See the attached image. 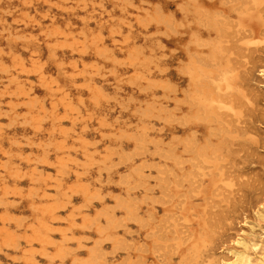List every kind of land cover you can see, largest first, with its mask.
<instances>
[{
  "label": "rangeland",
  "instance_id": "obj_1",
  "mask_svg": "<svg viewBox=\"0 0 264 264\" xmlns=\"http://www.w3.org/2000/svg\"><path fill=\"white\" fill-rule=\"evenodd\" d=\"M191 7V0H0V264H113L107 257L116 251L126 256L116 264H229L230 251L242 249L236 240L263 245L264 31L248 45L252 57L243 49L240 64V51L230 54L240 66L230 76L220 79L227 52L220 76L213 65L194 71L199 85L214 75L218 87L216 94L213 83L205 87L203 101L216 107L197 122L228 112L225 142L235 146L205 152L182 182L175 146L187 111L175 108L189 59L206 56L210 38L200 36ZM195 34L203 43L193 44ZM234 118L241 135L232 133ZM81 218L89 226H79ZM94 225L101 234L94 246L72 247V232ZM136 228V256L106 251L113 241L105 233Z\"/></svg>",
  "mask_w": 264,
  "mask_h": 264
},
{
  "label": "bare ground",
  "instance_id": "obj_2",
  "mask_svg": "<svg viewBox=\"0 0 264 264\" xmlns=\"http://www.w3.org/2000/svg\"><path fill=\"white\" fill-rule=\"evenodd\" d=\"M200 3H202L200 0H191L192 7L190 9V12L193 15L194 19H196V21H198L199 26L202 28L200 36L201 37L206 36L207 38L210 37L207 41L205 40L206 44H204L207 47L206 50H207L208 54H206V56L205 55H203V56L192 55L193 53L191 54L192 56L189 59L188 68H187V72H186L188 75L187 76L188 85H187L186 90H184V92L181 91V92H183L185 97L182 99H179V102L182 100L183 103L178 105V109L175 108L176 110H179L180 113L183 115L187 111V114H185L186 117H183L178 122L179 123L178 125L182 126V127H179V130L182 133H181V136L179 137V139L176 141V146H175L177 148L175 158H177L179 160L178 161L176 159V161L182 165V168H181V166L178 167V169L180 170L181 177H182V178H180V180L182 179L181 180L182 182H184V180H185L184 174L186 172L194 173L197 169L200 168L202 162L199 159L202 157V155H205V152L207 153L208 150H210V152H212L215 148H216V150H214V152H217L218 147H220L221 144H224V147H226V148L223 147L224 150L222 147H220L221 150H223V152H225V151L229 152L231 148H229L228 146H225V145L230 146L233 144V141H234V140H232L230 144H226V143L230 142L229 140L228 141L226 140V142H225V139H227V137H225V132L228 130V126H229L228 125L229 122L227 121V120H229L228 112L227 113L225 112V114H227V115L224 114V116L225 117L227 116V118H228V119H225L223 114H222L224 112L221 111L222 112L221 115H218L215 120L213 119L216 124H212L213 123L212 119L210 120L211 122L208 119L205 125L197 122L196 118H198L199 116L201 117L202 116L201 113L212 111L209 108H212L214 103L212 104V106L210 105L211 107H208L209 104H206V102L203 101V99L205 100L204 97L206 96V98H207L208 97L207 94L209 95V93H210V92L208 93L206 91L205 87L208 86L209 83H211V84L213 83V85H211V84L210 85L214 86L216 80H214V75L212 77L207 76V78H209L208 79L209 82L206 81L207 85L205 87H203V86H201L202 84L199 85L200 80L197 79L198 78L196 75L197 73H195V72H197V70H199L200 68H203V66L206 67V65L207 66L209 65L211 67L213 65L212 68H214V70H216L215 72L218 75L217 71L221 70L219 72V74H220L223 71L222 70L223 66L227 64V67L226 68L224 67V71L222 72L223 74L221 73L220 79H222L224 77L225 72L227 73L228 70L230 71V69L233 66V65H231L232 62L230 59V54L231 53L235 54V52L240 51V55H242L241 54L242 52L245 53L244 52L245 50L242 51L243 49H246V53L247 52L249 53V51L252 50L248 47L249 44L252 45L251 39H252V43H253V40L256 37H258V35L264 34L262 32V31H264V28L260 29L261 26L264 27V21H263L264 20V0H209V1H206L205 3H202L203 5ZM182 11L184 12L185 10L182 9ZM181 22L182 21H180V23ZM241 32H243L242 36H241ZM260 32H262L263 34L262 33L260 34ZM244 38L249 39L250 43L248 41H243V40H245ZM201 39H203V38L198 39L197 35L195 34L193 36V44L195 42H196V44L197 43H199V44L203 43L204 39L203 40H201ZM256 41H258V40H256ZM256 41H254V43ZM256 43L259 45L258 42H256ZM196 46L199 47L200 45H196ZM253 46L254 45H252V47ZM261 47L263 48V49H261V51L264 52V46H261ZM240 48H241V50H240ZM255 48H257V47H255ZM255 48H253L254 51H252V53L254 52V54H255ZM258 48H257V50H258ZM202 52H204V51H202ZM224 53H226V54L229 53V57H226L228 59L226 60V63L224 65H222L221 63H219V60L224 59V58H221ZM248 53L246 54L247 56L250 55ZM234 54H232V61L233 62L235 61L234 58L236 57V54H235V57H233ZM243 55L241 57L238 56L239 58L236 57L237 60L240 58H246L247 57L245 55H244L245 56L244 57ZM252 55H250V56L252 57ZM251 57H250V61L252 60ZM258 58H260V57H258ZM248 59H249V56H248ZM255 59L256 58H254V60ZM237 60L235 61L236 64H234V66L236 65V67H237L238 63L241 64V61L238 60L239 61L238 62ZM208 61H210L211 65ZM228 63L230 66L228 65ZM239 67L232 68L231 71H233L234 69L236 70ZM199 71L201 72V70H199ZM234 71L231 73H234ZM180 72H182V71H180ZM242 72H241V74H242ZM208 73H211V72H208ZM216 73H215V76H216ZM227 74H228V76L231 75L229 73H227ZM236 74H237V76H239L238 73H236ZM205 75H208L207 72ZM218 76H220V75H218ZM225 76H226V74H225ZM242 76H243V74H242ZM203 77L205 78L206 76H204V74H203ZM240 77H238V78H240ZM200 78L202 80V77H200ZM212 79L215 82H213ZM220 79H217V80L219 82L223 81ZM202 81H205V80L203 79ZM224 82H226L225 78H224ZM226 83H228V82H226ZM227 86L229 88L231 87L230 85L227 84V85H225V88H228ZM210 88H212V87H210ZM213 88H214L213 92L216 91V89L218 88L217 84ZM219 94H222V92L221 93L218 92V95ZM228 96L230 99H232L234 97L232 95H228ZM228 96H225V97H228ZM230 96H232V98ZM229 98H227V99H229ZM184 99H189V102L186 103V100H184ZM217 99H221V98L217 97ZM209 100H210V98H209ZM233 100H234V98H233ZM237 100H238V98H237ZM220 102H222V100H220ZM238 102H239V100H238ZM238 102H235V104L231 103V102L230 103L234 104V106H235V105H237ZM216 103L217 102L215 101V104ZM219 103L216 104L217 105L216 109L223 108L221 105L227 104L228 102L225 101V103H224V100H223V102H222L223 104L222 103L219 104ZM240 103H241V106H243L241 100H240ZM218 104L220 105L219 107H218ZM238 106H240V104ZM215 107L212 109H215ZM230 107H232L231 109L233 110V106H230ZM229 108H228V110H229ZM231 109L229 111H231ZM214 112H215V114H218V113L220 114V112L217 110H214ZM238 112H237L238 116L241 115ZM247 112H248V114H246V115H249V111H247ZM230 114H231V112L229 113V115ZM179 117L181 118V116H179ZM207 117H209V115H207ZM210 117L213 118V116H211V115H210ZM201 118L202 119H200V118H198V119L200 121H202L203 119H206V118H203V116ZM177 119H178V117H177ZM236 120L237 119H235V118H234V120H232V122L233 121L234 122L232 123L231 130L234 129L237 131L239 129H236V128L241 127L239 125H235V126L233 125V124H235V122H237ZM238 120H239L238 122H241L240 118ZM203 121H205V120H203ZM244 123H245V121H244ZM241 124H243V121ZM202 127H204L205 130H204V132L200 133L199 128H202ZM241 129H244V128L241 127ZM229 132H231V131H229ZM238 132H239L238 133L239 135H241L240 133H243V131L240 132V130ZM232 133H233V130H232ZM241 143H242V141L240 140V145H241ZM165 145H168V143ZM240 145H237V146H239L237 148H241L243 146V143H242L241 147H240ZM232 146H235V142H234V145H232ZM172 148H174V146ZM211 148H212V151H211ZM226 149H229V150H226ZM168 150H169V152H168ZM221 150H218L217 154H219V151H221ZM232 150H233L232 151L233 153H234V151L237 152V150H235V147H233ZM167 152L170 153L171 152L170 149H167L166 153ZM214 152H212V153H214ZM228 154H226V155H228ZM231 155H232V157H234L235 153L234 154L231 153ZM231 155L229 154V156H231ZM208 157H209V155H208ZM231 159L229 160V163L232 162ZM236 167L237 166H235V169H236ZM232 169H234V168H232ZM181 181L180 182L178 181L179 182L177 184L178 186L181 185V183H182ZM189 182L190 181H188V183ZM186 183H187V180H186ZM189 189H191V188H189ZM182 195H183V193H181V196ZM183 198H184V196H183ZM181 201H182V199L180 200V202ZM179 208L180 207H178V209ZM150 215H153V214L148 213V216H150ZM92 218H96V217L93 216ZM141 219H143V218H141ZM261 219L264 220V216H261ZM236 242H237V244H239L242 247V249L238 250V251H230L231 254L234 256V258L229 264H264V240H263V245H260L256 241H253L250 245H248L241 239L236 240ZM256 249H259V250H257L258 254L255 255L254 257L253 256L251 257V255L249 253L250 250L254 251Z\"/></svg>",
  "mask_w": 264,
  "mask_h": 264
},
{
  "label": "crops",
  "instance_id": "obj_3",
  "mask_svg": "<svg viewBox=\"0 0 264 264\" xmlns=\"http://www.w3.org/2000/svg\"><path fill=\"white\" fill-rule=\"evenodd\" d=\"M111 205V204H110ZM123 213H121V215H118L116 213V217H119V216H122ZM90 218H81L80 221H78V225L79 226H84V225H88V223L90 222L89 220ZM115 222L117 223V220L115 218ZM89 226V225H88ZM94 228L95 229H79L77 231H73L72 232V236L78 240L77 244L76 245H72V247H79V246H82V247H86V248H91L94 246L93 244V240H96V238L98 239L99 236V233L97 232L96 230V227L94 225ZM135 233V234H134ZM105 234H108L109 237L112 238V243L108 244V245H105L106 246V251H111L113 250V248H116V247H124L125 249H128L129 251L132 252V254L130 255V258L132 259L134 256H136V249L139 247L140 245V241H141V231L139 228H136L135 229V232L133 231L132 234H130L128 231L124 230V229H120V230H111L109 231L108 233H105ZM87 240V241H85ZM85 241V242H83ZM114 243V244H113ZM103 248V247H101ZM80 250H83L82 248H79L77 251H80ZM115 254V255H114ZM125 253L124 252H119V251H116L113 253V255L110 257L111 254H108L109 256L107 257L109 261H111L113 264H116V263H119L121 260H120V256L123 258H125L126 256L124 255ZM135 254V255H133ZM118 256V257H115V256ZM78 256L80 257H84L86 255H81V253H78ZM77 256V257H78ZM111 258H114V261L113 259Z\"/></svg>",
  "mask_w": 264,
  "mask_h": 264
}]
</instances>
